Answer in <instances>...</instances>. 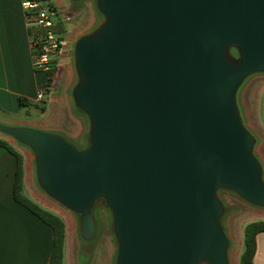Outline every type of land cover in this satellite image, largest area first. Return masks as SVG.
I'll use <instances>...</instances> for the list:
<instances>
[{"label": "water", "instance_id": "1", "mask_svg": "<svg viewBox=\"0 0 264 264\" xmlns=\"http://www.w3.org/2000/svg\"><path fill=\"white\" fill-rule=\"evenodd\" d=\"M95 10L71 49L87 145L28 126L0 133L30 149L39 190L79 214L83 239L104 201L116 264H230L219 190L264 208L239 103L246 78L264 73V0H95Z\"/></svg>", "mask_w": 264, "mask_h": 264}, {"label": "crops", "instance_id": "2", "mask_svg": "<svg viewBox=\"0 0 264 264\" xmlns=\"http://www.w3.org/2000/svg\"><path fill=\"white\" fill-rule=\"evenodd\" d=\"M21 2L22 0H0V122L53 132L78 147L84 146L87 122L71 106L69 97L74 71L68 46L64 47L50 70L36 71L32 66L30 45V35L34 28L27 24ZM62 5L63 13L53 5L61 21L56 26V31L60 28L65 31V26L71 23L75 14L68 2ZM87 5L88 9H92L90 22L78 35L96 22L92 4ZM38 90L43 91L40 100L36 99ZM20 98H23V103ZM261 98L262 91L259 90L255 124L264 143V99L261 101ZM261 105L262 121L258 119ZM0 139L6 140L22 155L24 193L40 204L36 197L41 191L35 182L30 149L20 147L16 142L1 136ZM260 157L264 178V154ZM14 175L15 157L0 146V264H48L53 241L52 229L14 199ZM47 209L65 218L68 234L73 232V228H77L73 214L67 209L62 207L63 216L53 209ZM255 241L253 264H264V247L261 248L264 245V231L256 234Z\"/></svg>", "mask_w": 264, "mask_h": 264}, {"label": "rangeland", "instance_id": "3", "mask_svg": "<svg viewBox=\"0 0 264 264\" xmlns=\"http://www.w3.org/2000/svg\"><path fill=\"white\" fill-rule=\"evenodd\" d=\"M65 1L67 2V0ZM65 1L46 0L45 3L47 5L57 6L60 12L63 13L64 8L62 4L65 3L66 5ZM88 3L92 4L93 9L95 10V0H76L73 1L72 4H69L74 8V18H71V23L65 26V31L60 28L59 32H57L58 34H60L63 40L67 42V45H65V47L68 46L69 57L72 54L71 49L73 41L78 36L79 31H81L83 28H86L90 22L89 17L91 15L90 13L92 12V9H88ZM94 13L96 18L100 16L97 15L96 10ZM66 30H68V32H66ZM262 86H264V73H256L250 75L242 84L239 94V103L244 120L250 130L257 136L256 155L259 158H261L260 155L264 154V143L255 122L257 119V102L259 97V90L262 91L261 101H263L264 99V87ZM258 116V119L262 121L263 105L260 106ZM0 136L15 143V141L8 137L6 134L0 133ZM16 144L20 147L27 148L20 143L16 142ZM72 144L78 147L77 144ZM33 173L35 178V168L33 169ZM41 193L38 192V195L36 197L40 200V204H42L41 206L53 209L61 216H63L62 214L64 212L62 211V206L53 203L46 196H44L43 193L41 195ZM219 194L220 199L224 205V210L220 217V222L229 239L228 260L230 264H239V255L242 251L243 227L250 221L264 219V208L247 202L237 193L229 189H220ZM98 204H102V201L98 200V202H96V205ZM71 213L74 216L73 220L75 219L77 228H73V232L71 234H68L65 228L63 264H115L116 243L110 234V222L108 218L105 219L103 218V216H99V212H97L101 227L93 243L94 251H92L87 247L89 243L83 242V240H81V238L79 237L78 217L75 213ZM62 219L67 226L65 218L63 217ZM263 247L264 245H261V248ZM199 264L205 263L201 262Z\"/></svg>", "mask_w": 264, "mask_h": 264}, {"label": "trees", "instance_id": "4", "mask_svg": "<svg viewBox=\"0 0 264 264\" xmlns=\"http://www.w3.org/2000/svg\"><path fill=\"white\" fill-rule=\"evenodd\" d=\"M39 2H45L46 0H35ZM62 31V30H60ZM59 32V30H57ZM20 102H24L23 98H20ZM75 110L87 121L86 115L75 108ZM88 134H85V145L77 147L82 149L87 145ZM0 146L6 148L15 157V175H14V187L13 196L14 199L27 208L34 215L39 217L43 222L48 224L53 233V241L51 254L48 264H63L64 258V243H65V223L63 219L53 211L41 206L36 201L32 200L24 193L23 188V162L22 155L14 150L12 146L6 141L0 139ZM102 200V199H97ZM264 231V220H254L246 223L243 227L242 235V251L239 255V264H253V256L256 248L255 236L257 233Z\"/></svg>", "mask_w": 264, "mask_h": 264}, {"label": "built area", "instance_id": "5", "mask_svg": "<svg viewBox=\"0 0 264 264\" xmlns=\"http://www.w3.org/2000/svg\"><path fill=\"white\" fill-rule=\"evenodd\" d=\"M21 5L27 24L34 28L30 35L32 66L36 71L50 70L66 45L56 31L61 22L58 11L53 5L35 0H22ZM42 97L43 91L38 90L36 99Z\"/></svg>", "mask_w": 264, "mask_h": 264}, {"label": "flooded vegetation", "instance_id": "6", "mask_svg": "<svg viewBox=\"0 0 264 264\" xmlns=\"http://www.w3.org/2000/svg\"><path fill=\"white\" fill-rule=\"evenodd\" d=\"M101 201H102V204H98V205H96V202H98V201H95L93 206H92V209H91V213H92L94 223H95V231H94V234L91 237V239H89V240L83 239V237L81 236V233H80V229L78 228L79 237L81 238V240H83V242L89 243L87 247L89 248V250H92V251H94V244L93 243H94V241H95V239L99 233L100 227H101L100 221L98 220L97 212H99V216L101 215L105 219L108 218V220L110 222V234L116 243V239L114 237L113 230H112L111 213H110L109 209L107 208V206L105 205L104 201L103 200H101ZM75 214L78 217V223H79V214H77V213H75ZM116 252H117V250H116ZM115 259H116V253H115Z\"/></svg>", "mask_w": 264, "mask_h": 264}]
</instances>
